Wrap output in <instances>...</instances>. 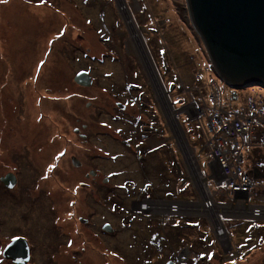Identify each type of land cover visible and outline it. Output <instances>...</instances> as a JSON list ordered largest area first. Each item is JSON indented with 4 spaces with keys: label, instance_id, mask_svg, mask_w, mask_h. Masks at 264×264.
<instances>
[{
    "label": "rangeland",
    "instance_id": "374dc122",
    "mask_svg": "<svg viewBox=\"0 0 264 264\" xmlns=\"http://www.w3.org/2000/svg\"><path fill=\"white\" fill-rule=\"evenodd\" d=\"M124 1L150 50L161 86L164 81L169 104L190 138L192 149L187 146L209 199L194 182L153 80L140 57L128 50L131 33L118 0L0 2V178L11 173L18 179L10 187L14 196L1 183L5 187L0 188V264H14L4 252L18 241L17 235L26 238L21 240L26 249L30 245L32 264H170L177 261L174 250L179 261L190 253L181 264H264V229L260 228L264 217H222L225 238L207 216L192 214L190 209L187 213L186 207L176 205L183 202L212 210L214 201L221 203L217 187L226 180L216 164V172L209 169L214 160L207 158L212 157L204 127L208 117L199 113L210 106V100L199 104V99L212 91L209 80L202 79L211 60L192 28L186 0ZM82 72L92 80L88 87L75 81ZM215 80L237 112L244 110L251 93L254 98L264 97L263 88L233 89L217 76ZM195 87L202 90L189 93ZM186 108L194 112L183 111ZM156 114L167 131L159 128L158 137H153L143 129L151 137L139 153L158 145L161 150L145 158L143 167L135 166L139 153L124 132L130 131L128 124L135 118L144 125ZM200 117L207 120L198 121ZM123 140L130 143L124 145ZM254 145L243 151L242 170L259 186L255 195L264 207V149ZM74 158L80 166H74ZM92 171L98 181L86 178ZM102 179H109L105 188ZM126 179L137 185L128 192L130 197L148 181L153 193L164 199L135 202L132 210L130 200L124 206L132 213L147 207L143 211L150 215L147 218L114 209L109 195H117ZM80 183L88 185L81 188ZM68 201L75 202L74 208ZM227 201L223 198L224 204ZM109 225L116 230L112 234L104 232ZM164 238L170 243L168 257H161L162 249L159 253Z\"/></svg>",
    "mask_w": 264,
    "mask_h": 264
},
{
    "label": "water",
    "instance_id": "95a60500",
    "mask_svg": "<svg viewBox=\"0 0 264 264\" xmlns=\"http://www.w3.org/2000/svg\"><path fill=\"white\" fill-rule=\"evenodd\" d=\"M186 2L192 28L204 45L216 76L233 89L264 87V0ZM75 81L82 87L92 83L86 72L77 74ZM175 126L180 130L177 120ZM72 163L76 167L81 164L75 158ZM12 178L4 180L7 187L12 186ZM106 228L110 232V227ZM21 240L10 244L4 252V257L15 264L29 261V250Z\"/></svg>",
    "mask_w": 264,
    "mask_h": 264
},
{
    "label": "built area",
    "instance_id": "2783aa9c",
    "mask_svg": "<svg viewBox=\"0 0 264 264\" xmlns=\"http://www.w3.org/2000/svg\"><path fill=\"white\" fill-rule=\"evenodd\" d=\"M204 70L207 72V82L209 80L212 86V91L209 94L210 107L201 111L203 108L200 109L196 101H193V104L200 109L199 114L208 117L205 129L209 133V137L206 140V145L210 147L211 159L214 160L212 167L214 168L216 164L218 170L222 174L224 172L226 180L223 181L222 185L234 198L237 196L235 191L239 189L244 191V195L239 196L240 198H249L256 185L242 170L243 151L254 144H256L254 146H260L264 149L262 96L251 97L244 112H237L230 106H226L220 85L210 74L211 71L213 72L212 68L207 67ZM193 90L199 93V89ZM231 147L235 148V151L229 152ZM211 170L213 171V169Z\"/></svg>",
    "mask_w": 264,
    "mask_h": 264
},
{
    "label": "bare ground",
    "instance_id": "6f19581e",
    "mask_svg": "<svg viewBox=\"0 0 264 264\" xmlns=\"http://www.w3.org/2000/svg\"><path fill=\"white\" fill-rule=\"evenodd\" d=\"M118 1L120 2L119 4L122 7V14L125 15L124 17L126 19V23L128 24V28H129L130 33H131V39L128 42V50H129V52L137 54L140 57V59H141L140 61H142V64L144 65L147 73H149L150 78L153 80V83H154V86L156 89V93L159 96V99L161 100V102L163 104V108H164L166 116L169 120V124L174 130L175 137H176L178 144H179V148H180V150L183 151V153L186 156V161L188 163L189 171H190V173L194 179V182H195L196 186L202 192V196L204 197V199H209V195L205 190L206 187H204L202 185L204 181L199 176L197 169H196L195 161L191 157V151L187 147L185 140L180 135L179 131L176 130V126L174 125V115H175L174 112L175 111H173V109L171 108L169 101H168L167 93L165 92V90L163 89L161 84L159 83L157 70H156V67L153 63V59H152V55L150 53V50L144 45V43L142 41L141 34L136 29L134 22L132 23V21L129 17V15L131 16V14L129 13L128 9L126 10V8H124V5L126 6V4L123 3L124 0H118ZM180 9L182 10L183 7ZM182 13L185 14L186 12L182 10ZM203 81H205V80H203ZM33 87L37 88V83H36V85L33 84ZM34 93H35V91H34ZM34 95H33V98L31 99V103L33 102V107H32L33 109H35V99H36V97ZM183 111L191 112V113L194 112V110L192 108H186ZM233 151H235V148L231 147L229 149V152H233ZM242 163H244V162L242 161ZM213 171L216 172L215 169ZM214 177L215 178L217 177V179H220L218 177L217 173H214ZM202 189H204V191H202ZM235 194L237 195L234 198V202H235L236 206H233V207L230 205H228V206L219 205L218 206L215 204V206L211 210V209H204V208L202 209V208H199V207L194 206V205H189L186 207V212L189 213L188 210L190 209V211H193V212H191L192 214L207 216L209 218V220H211V222L213 223V225H214L213 227L214 228L217 227V229H219V231H221V233L224 234L223 237L227 238V233L225 231H223V229L220 227V222H221L222 217L229 216L230 218L237 219L238 217H247V216L249 217V216H251L250 210H247L248 211L247 213H241L240 212L241 209L238 206L241 203V198L239 196L244 195L243 189H239V190L235 191ZM262 211H263V213H261V217H264V209H262ZM186 212H182V213L184 214Z\"/></svg>",
    "mask_w": 264,
    "mask_h": 264
},
{
    "label": "flooded vegetation",
    "instance_id": "af4514ba",
    "mask_svg": "<svg viewBox=\"0 0 264 264\" xmlns=\"http://www.w3.org/2000/svg\"><path fill=\"white\" fill-rule=\"evenodd\" d=\"M163 89L165 90V92L167 93V97H168V101H169V95H168V92L166 91V86H165V84H164V81H163ZM172 89H173V87H172ZM159 97V96H158ZM181 100H179V101H173V103H172V105H174V104H176L177 102H180ZM157 106V105H156ZM171 106V105H170ZM151 108V107H150ZM172 108V107H171ZM151 110H153L152 108H151ZM158 113L160 114V112H159V109H158ZM175 113V118H174V125H175V120H177V122H178V125H179V127H180V130H181V133L183 134L182 136H187V134L185 135V131H184V129L182 128V126H181V124L183 125V123H182V121H181V119L178 117V114L176 113V112H174ZM149 115V114H148ZM156 118L154 119V120H150V121H148L147 120V122L144 124V125H142L141 123H142V120H137L136 118L134 119V121H132V122H129L128 120H126L127 122H129V124H128V127L130 128V131H126V132H124V133H129V135L128 136H130L131 138H132V145L134 146V149L139 153V149H140V147H142V146H144L145 145V143L146 142H148L149 140H148V138H149V134L147 133V131H143V129H147V130H150L151 131V133L154 135L153 137H158V131H159V128H161V132L163 133L166 129H165V123H163L162 122V119L159 117V115H157L156 114V116H155ZM167 131V130H166ZM124 135H126V134H124ZM151 137V136H150ZM166 137H168V135L166 136ZM127 138V137H126ZM162 138H164L163 136H162ZM124 142H126L127 144H129L130 142H127V141H122V143L124 144V145H127V144H125ZM1 146V145H0ZM163 146V145H162ZM159 150H161L160 149V145H158V147H156V148H154V150H147V151H145V152H140L139 153V155L137 156V159L135 160V166H136V164H138V165H141V167H143V163H144V161H145V158L147 159V158H152V157H154L155 156V154H157V153H159ZM2 151H4V149H2ZM137 152H136V154H137ZM161 153V152H160ZM165 161H167L168 159L165 157V159H164ZM168 162V161H167ZM135 173V172H134ZM13 174V173H12ZM131 175H132V179L133 178H135L134 177V175H133V173L131 172ZM11 176H13V178H12V181H11V183H12V185H14L15 186V184H17V181H18V179H17V177H16V175L15 174H13V175H11V173H9V174H6L5 176H3V177H1L0 178V181H3V182H0V188H3V187H5V186H3V184L1 185V183H4V180L6 179V178H10ZM136 176H137V172H136ZM87 179H93V180H95V181H98L97 179H98V174L97 173H95V172H91V173H89V174H87V177H86ZM129 178H131V177H129ZM108 181H109V179H102L101 180V187L102 188H105V186L108 184ZM148 183V181H146V183L145 184H143L142 186H141V188H139L138 189V192L136 193V195L135 196H133V197H130L129 196V191H135L136 189H137V185H136V183L134 182V181H132L131 179H126L124 182H123V185H122V187H118L117 189H118V191H116V194L117 195H112V194H110L109 195V199L110 200H112V201H114V204L115 205H113V207H115L114 209H116V208H118L119 210H123V211H125V212H127V213H129L130 215H132L133 213L130 211L129 212V210L128 209H130V210H132V208H134V204H135V202H144V201H146V200H153V201H157V200H161V201H164V199H160L159 197H157L154 193H153V189H152V187L151 188H149V185L147 184ZM87 183H80V187L81 188H85V187H87ZM123 188V189H122ZM5 189H7L8 190V194L10 195V196H14L13 195V190L14 189H12V188H8V187H5ZM123 192H125L126 194H127V196L125 197V198H121V197H119V194H122ZM132 198V199H131ZM130 200V203H131V205H130V207L127 209V208H125L124 206H126V204L128 203V201ZM166 201V200H165ZM53 203H54V200L52 201ZM77 203H79V200L78 201H76ZM68 203H69V207H73L74 208V204H75V202H72V201H68ZM54 205H57V204H55L54 203ZM154 208V207H153ZM148 208L146 207L145 208V210H140V209H135L134 211H135V214H138L137 216H139V218L140 219H144V218H147L146 216H150V215H148L146 212H143V211H146ZM51 210H53V212L56 210L55 209V207L54 208H52ZM117 210V209H116ZM75 211V210H74ZM69 216H73L72 215V213H70V215ZM70 218H73V217H70ZM78 219V221H79V218H77ZM83 218H81L80 217V220H82ZM82 222H85L84 220H82ZM48 223V222H47ZM108 227H110V234H112L111 232H115L116 230H113L114 228H112L113 226H108ZM101 228H103V226L101 227ZM107 231V229L106 230H104V232L106 233V234H109L108 232H106ZM15 239H26V238H24V236H20V235H17L16 237H14ZM175 251V250H174ZM173 251V252H174ZM166 254H167V252H166ZM173 255L174 256H176L174 253H173ZM33 256H32V249H31V247H30V245H29V261H28V263L27 264H32V262H33ZM15 264V263H14Z\"/></svg>",
    "mask_w": 264,
    "mask_h": 264
},
{
    "label": "trees",
    "instance_id": "16d2710c",
    "mask_svg": "<svg viewBox=\"0 0 264 264\" xmlns=\"http://www.w3.org/2000/svg\"><path fill=\"white\" fill-rule=\"evenodd\" d=\"M253 87H257L258 89L259 88H263V86H261V87H258V86H256V85H254ZM251 97H253L252 96V93H251V96H249L248 97V100H247V102L249 101V99L251 98ZM234 99H236V97L234 96ZM262 100H263V105H262V107L264 108V97L262 96ZM247 102H246V105H247ZM246 105H245V108H246ZM245 108H244V110H245ZM244 110L242 111V112H240V113H243L244 112ZM188 137V136H187ZM188 141H189V144H190V146L192 147V144H191V142H190V138L188 137ZM188 199H192V197H188ZM160 219V218H159ZM264 225V224H263ZM159 227H163L164 228V230L166 229L164 226H162L161 224L159 225ZM260 228H262V229H264V226L263 227H260ZM174 229L176 230V226H174ZM155 230V229H154ZM156 231V230H155ZM264 231V230H263ZM260 238H256L255 240H259ZM164 243V244H163ZM161 245H160V247H159V253H160V251H161V249H162V251H161V257H163V256H166V257H168L169 255H170V252H169V249H168V247H170L169 245H170V243H169V241H168V239L167 238H164V240H163V242H161L160 243ZM258 247V246H257ZM254 248V247H253ZM253 248L251 249V251L250 252H252L253 251ZM165 251H167V254H165ZM178 251H179V249H178ZM176 252L177 251H174L173 253L176 255ZM148 257H150V259L151 258H153V257H151V256H148ZM174 257V256H173ZM245 257V259H247V256H242L241 258H244ZM244 259V260H245ZM151 260H153V259H151ZM150 262V261H149ZM242 262V261H241ZM151 263H152V261H151ZM175 264H177L178 262L176 261V262H174Z\"/></svg>",
    "mask_w": 264,
    "mask_h": 264
},
{
    "label": "clouds",
    "instance_id": "9594fccd",
    "mask_svg": "<svg viewBox=\"0 0 264 264\" xmlns=\"http://www.w3.org/2000/svg\"><path fill=\"white\" fill-rule=\"evenodd\" d=\"M209 63V66L212 68V70H213V73L215 74V71H214V69H213V67H212V64L210 63V62H208ZM202 71H199L198 73H201ZM205 79H203V80H207L208 79V76L205 74ZM215 76H216V74H215ZM215 76H214V78H215ZM222 93L224 94V90H222ZM178 130V129H177ZM179 131V130H178ZM183 138H184V140H185V143H186V145H190L189 144V141H188V137L187 136H182ZM187 146V147H188ZM190 148H191V146H189ZM192 149V148H191ZM191 157L193 158V156L191 155ZM211 158V156H210V154H208L207 155V158ZM195 158V157H194ZM195 164L197 163L196 162V158H195ZM198 165V164H197ZM209 166V165H208ZM213 167L211 166V168H210V166H209V169H212ZM197 169V168H196ZM202 174V173H201ZM205 187V186H204ZM179 203V204H178ZM176 205H179L178 206V209H179V207H187V206H189V205H184L183 204V202H177V204ZM176 205H174V206H176ZM192 205V204H191ZM241 209L243 208V201H241V203H240V205H238ZM263 209H264V207H262ZM209 209V208H208ZM258 209V208H257ZM259 209H261V207L259 208ZM258 209V211H259V216L261 215V213H263V211L262 210H259ZM132 215H134V216H137L138 214H135V213H133ZM176 216H178V215H181V214H175ZM158 221H160L162 224H164L165 223V221H163V220H158ZM220 227L223 229V231H225L226 232V229L220 224ZM227 233V232H226Z\"/></svg>",
    "mask_w": 264,
    "mask_h": 264
},
{
    "label": "snow or ice",
    "instance_id": "6c2138e0",
    "mask_svg": "<svg viewBox=\"0 0 264 264\" xmlns=\"http://www.w3.org/2000/svg\"><path fill=\"white\" fill-rule=\"evenodd\" d=\"M0 2H4V3H6V2H7V0H0Z\"/></svg>",
    "mask_w": 264,
    "mask_h": 264
}]
</instances>
